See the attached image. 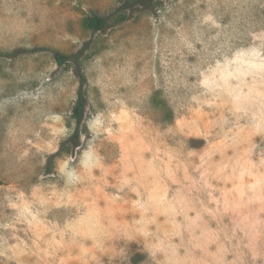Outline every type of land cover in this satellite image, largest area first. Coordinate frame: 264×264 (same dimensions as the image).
Instances as JSON below:
<instances>
[{
  "label": "rangeland",
  "instance_id": "obj_1",
  "mask_svg": "<svg viewBox=\"0 0 264 264\" xmlns=\"http://www.w3.org/2000/svg\"><path fill=\"white\" fill-rule=\"evenodd\" d=\"M121 3L0 0V264H264V0Z\"/></svg>",
  "mask_w": 264,
  "mask_h": 264
},
{
  "label": "trees",
  "instance_id": "obj_2",
  "mask_svg": "<svg viewBox=\"0 0 264 264\" xmlns=\"http://www.w3.org/2000/svg\"><path fill=\"white\" fill-rule=\"evenodd\" d=\"M153 0H122L121 5L117 6L115 9L111 10L108 14L102 15L96 11H90L87 13L82 20V25L84 28L90 30L91 32L103 31L108 26L116 24L120 21H123L128 18L127 9L134 5L143 4V3H152ZM153 4H150L149 8ZM23 48L15 49L11 52V55H16L22 53ZM51 53L58 65H62L68 61H72L76 67V76L78 77L80 84L78 86L76 100L71 110V115L75 120L76 125H79L84 108H85V96L82 90V83L84 81V75L80 68V54L81 52H74L71 54L62 53L56 49H52ZM67 141L71 142L72 146L79 145V133L78 128H75V131L67 138ZM46 169L49 170V167Z\"/></svg>",
  "mask_w": 264,
  "mask_h": 264
}]
</instances>
